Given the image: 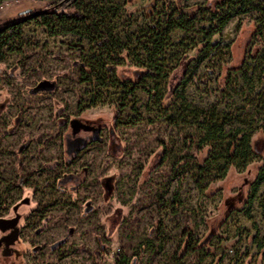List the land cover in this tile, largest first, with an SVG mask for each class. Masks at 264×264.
I'll use <instances>...</instances> for the list:
<instances>
[{
  "label": "rangeland",
  "instance_id": "obj_1",
  "mask_svg": "<svg viewBox=\"0 0 264 264\" xmlns=\"http://www.w3.org/2000/svg\"><path fill=\"white\" fill-rule=\"evenodd\" d=\"M214 3L75 0L85 20H55L54 34L46 3L0 9V25L23 18L19 34L0 40V264H264V64L249 72L251 95L240 71L264 53L258 14L233 17L209 51L201 29L210 16L198 13L154 56L160 75L138 65L170 21ZM116 41L129 48L127 61ZM176 91L255 130L245 170L219 178L198 169L211 145L186 121ZM74 118L100 127L102 139L69 158ZM67 174L76 178L61 182Z\"/></svg>",
  "mask_w": 264,
  "mask_h": 264
},
{
  "label": "trees",
  "instance_id": "obj_2",
  "mask_svg": "<svg viewBox=\"0 0 264 264\" xmlns=\"http://www.w3.org/2000/svg\"><path fill=\"white\" fill-rule=\"evenodd\" d=\"M215 3L213 6H205V4H194L192 7V16L188 17L185 21L176 23L174 20L170 21L167 28L162 30L156 36V40L153 42L154 46V55L149 54L147 61L141 60L138 56V65L143 69L142 75H160L161 67L158 66L157 62L153 60L154 56H157L158 53H161L162 48L165 45L166 40H170V33L176 29L189 31L190 27H193L192 19H195V16L198 13L203 15L210 16L209 22L210 25L208 28H202L201 33L204 36V45L203 49H208L213 51L214 45L211 44L212 38L214 35L219 34L223 31L228 22L235 16L241 14H248L255 12L258 14L257 22L259 24L258 31H261L260 37L263 38L264 35V0H214ZM69 9H63L59 11H54L53 13L42 12L41 15H45L44 24L51 28V33L54 34L55 20L58 22H67L71 20L74 23H78L80 20H85V15L81 10L73 11V5ZM47 15H51L48 17ZM25 18V17H24ZM21 19L16 18L11 21L0 25V40L8 32L20 33ZM100 28L99 26H97ZM76 28H72L75 30ZM116 44H120L121 52L118 54V57L121 61H127L129 59V48L116 41ZM148 46V47H147ZM147 52L151 53L149 44H147ZM231 43L223 46L222 49L230 50ZM124 53H127L125 55ZM2 56H0L1 61ZM261 60L255 64L254 67L251 66L248 62H244L240 71L242 72V79L244 80L245 85L248 87L250 95L255 90V72L252 75L249 74L251 68L257 69L262 64H264V53L262 54ZM261 63V64H260ZM260 64V65H259ZM105 67H110L109 70H113L114 62H107L104 64ZM110 65V66H109ZM117 65V64H115ZM118 66V65H117ZM116 67V66H115ZM264 72V70H262ZM98 79L103 80L98 76ZM104 85H107V80L104 79L102 82ZM129 83L134 84L133 88L137 87L138 81L129 80ZM239 86V83H236ZM178 91V90H177ZM175 92L178 96V102L181 104L184 110V115L186 121L188 122L192 119L191 123L197 125V129L201 132L200 142L201 144L211 145L210 154L207 160L205 161L204 166H199V170H211L212 168L217 171V177L224 178L230 167H235L238 170H245L247 166L253 160V149L251 145L252 135L255 130H249L247 127L243 126L246 120H243L242 116L234 115L228 111H221L217 107H211L208 109L200 108L189 102L186 98V95L183 91ZM236 93H239L236 90ZM257 99L259 101V107L264 109V94H257ZM173 124L180 123L178 120H174ZM237 123V124H236ZM260 181L264 180V174L262 173ZM260 183V182H259ZM189 244H186L188 247ZM26 248V247H24Z\"/></svg>",
  "mask_w": 264,
  "mask_h": 264
},
{
  "label": "flooded vegetation",
  "instance_id": "obj_3",
  "mask_svg": "<svg viewBox=\"0 0 264 264\" xmlns=\"http://www.w3.org/2000/svg\"><path fill=\"white\" fill-rule=\"evenodd\" d=\"M73 120H75L74 126L72 125ZM69 126H70V131L65 136V153H66V156L69 158L78 154L83 149L88 147V145L91 142L102 139V136H101L102 129L100 127L96 125H92L79 118H74L70 120ZM76 140H80V142L82 143L79 149L76 151H72L71 153H68V147L70 143H73ZM74 178H76L75 174H67L65 175V178L61 179V182H67L70 180L73 181ZM6 225H9V222H6ZM13 237L14 236H9V240ZM1 241L4 242V238ZM24 247H26V245ZM23 249L24 248H22V250Z\"/></svg>",
  "mask_w": 264,
  "mask_h": 264
},
{
  "label": "built area",
  "instance_id": "obj_4",
  "mask_svg": "<svg viewBox=\"0 0 264 264\" xmlns=\"http://www.w3.org/2000/svg\"><path fill=\"white\" fill-rule=\"evenodd\" d=\"M24 0H0V9L12 5L18 4ZM29 1H40L46 3V8H44L43 12H49L50 14L54 11H59L63 9H69L75 0H29Z\"/></svg>",
  "mask_w": 264,
  "mask_h": 264
},
{
  "label": "water",
  "instance_id": "obj_5",
  "mask_svg": "<svg viewBox=\"0 0 264 264\" xmlns=\"http://www.w3.org/2000/svg\"><path fill=\"white\" fill-rule=\"evenodd\" d=\"M75 120L72 121V125L74 126ZM82 143L80 142V140H76L73 143H70L69 147H68V153H71L72 151H76L79 149L80 145ZM13 238L10 239V241H12Z\"/></svg>",
  "mask_w": 264,
  "mask_h": 264
}]
</instances>
